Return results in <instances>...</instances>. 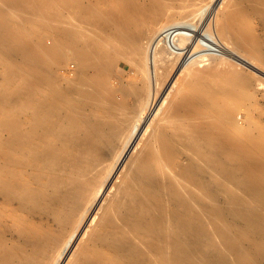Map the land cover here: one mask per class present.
I'll return each instance as SVG.
<instances>
[{"label": "bare ground", "instance_id": "obj_1", "mask_svg": "<svg viewBox=\"0 0 264 264\" xmlns=\"http://www.w3.org/2000/svg\"><path fill=\"white\" fill-rule=\"evenodd\" d=\"M256 16L264 0H0V264H264L263 130L239 97L244 52L264 88Z\"/></svg>", "mask_w": 264, "mask_h": 264}, {"label": "rangeland", "instance_id": "obj_2", "mask_svg": "<svg viewBox=\"0 0 264 264\" xmlns=\"http://www.w3.org/2000/svg\"><path fill=\"white\" fill-rule=\"evenodd\" d=\"M48 7L53 8L55 6L49 5ZM8 21L12 22L13 19L8 20ZM138 27H143V26L139 25ZM253 27H254V30L260 36L261 40L264 42V22L260 16H256L255 18H253ZM45 35L47 34L45 33ZM46 40L48 41V39ZM213 52L218 53L221 51L214 50ZM250 57H251L250 52H244L243 61H242V72L239 74L245 77H252L253 85L249 88L250 92L248 94L240 93L239 97L240 99L242 98L243 101H245L248 108L251 109L256 122L262 126L261 129L263 130V132L260 133V135L262 138H264V88L260 86L258 83V76L255 74L253 65L251 66ZM226 62H227L226 64H228L229 60H227ZM231 62H229V64ZM236 65L235 64L232 65L231 63V65H229V69L232 68V66L233 68L234 66L241 67L240 64H238L237 66ZM77 70H78L77 61L74 59H66V60H61L60 62H58V64L55 65L53 69V73L57 76L59 80L65 83L67 79H70L76 76ZM134 71H135V66L132 60L129 57H127L126 54L123 52L122 56L119 58L118 65L115 71L113 72L114 73L113 80L115 83H119V84L121 83V84L127 85L129 84L131 80V76L134 73ZM126 104L129 109L134 106L135 96L133 94L129 93L126 95ZM125 113H128V112H125ZM186 159H187L186 155H182V160L185 161ZM92 171H93L92 169L87 170L86 175L90 176L92 174ZM24 213L28 215L29 214L28 209H25ZM42 220L50 221L51 217H44L42 218ZM52 224L53 226L58 225L57 222H52ZM10 225H11L10 220L9 219L6 220L4 224L5 228H8V229L11 228ZM7 236L11 240H15V241L22 240L21 235H19L18 233H13L11 230L7 231ZM72 241L75 247H77L78 241L76 240H72Z\"/></svg>", "mask_w": 264, "mask_h": 264}]
</instances>
